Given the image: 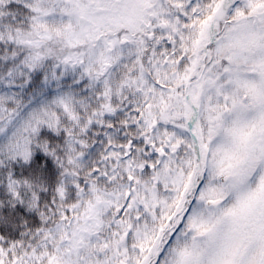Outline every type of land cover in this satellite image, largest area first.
<instances>
[{
  "label": "snow or ice",
  "instance_id": "1",
  "mask_svg": "<svg viewBox=\"0 0 264 264\" xmlns=\"http://www.w3.org/2000/svg\"><path fill=\"white\" fill-rule=\"evenodd\" d=\"M0 264H264V0H0Z\"/></svg>",
  "mask_w": 264,
  "mask_h": 264
}]
</instances>
